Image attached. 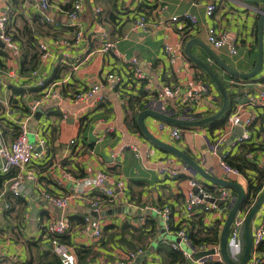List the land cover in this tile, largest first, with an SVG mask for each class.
<instances>
[{
  "label": "crops",
  "instance_id": "crops-1",
  "mask_svg": "<svg viewBox=\"0 0 264 264\" xmlns=\"http://www.w3.org/2000/svg\"><path fill=\"white\" fill-rule=\"evenodd\" d=\"M49 1L52 21L47 22L43 11L35 3L28 0H0V8L10 13L9 30L15 39L12 45H0L3 52L0 53V128L19 125L28 118L30 140L35 144L40 138L47 141L43 148H39L41 156L33 162L37 180L29 184L25 196L14 197L4 191V184L0 185V264H48L54 253L46 222L62 214L71 217L73 222L72 229L61 241L69 244L75 252L81 246H91L95 255L86 259L87 264H118L122 250L130 249L120 239L121 229L128 224L132 231L133 227H141L147 220H155L156 231L142 246L144 252L129 264H162L163 257L158 251L160 241L180 242L183 250L192 253L194 247L190 243L181 241L166 230L159 208L170 206L174 222L187 217L184 213V192L192 187L190 180L202 181L195 177L189 165L172 153L154 146L144 134L130 125L134 110L128 105L127 97L128 91L136 93V89L130 83L133 75L129 71L128 61L136 59L146 75L145 89L149 95L144 109L177 116L174 109L166 110L160 100L163 86L181 84L190 88L194 85L195 75L200 73L203 77L202 97L193 106L198 113L195 116L217 112L222 107L221 93L202 68L194 66L185 52L183 57L179 56L171 63L164 47L169 44L176 48L181 44L185 50L189 40L198 39L206 43L222 61L242 72L251 71L258 59L256 25L258 27L264 0H86V7L79 17L84 38L78 45L65 44V40L72 39L76 34L73 22L67 16L73 0ZM208 2L216 4L212 16L206 14ZM97 7L101 8L99 18L103 26L97 25ZM187 11L198 16L195 27L185 24L183 20L171 21L173 16L181 18ZM141 14H147L151 21L160 22L161 27L151 33L134 29V22ZM210 27L236 35L239 54L234 57L226 48H212L207 40ZM184 36H188L185 43L182 41ZM33 38H37L38 45L46 42L52 55L56 56L39 62L36 69L40 76L48 82L65 79L66 95L99 81L112 71L123 74L124 91L127 92L122 94L105 89L107 97L101 102L60 101L53 98L28 117L32 101L41 92L37 78L32 73L26 75L21 71L23 58L30 56L27 50L31 49L30 40ZM106 38L116 42L117 53L103 54L100 51ZM192 52L207 61L223 81L232 79L230 73L202 45L195 43ZM74 64L77 65L76 69L72 67ZM136 86L140 85L137 83ZM262 88L264 61L260 73L231 87L239 102L246 101L240 94L257 93ZM171 107L176 108L174 101H171ZM246 108L248 114L254 117V122L248 129L247 140L239 146L234 139L243 132L241 126L228 131L222 143L218 139L225 126L183 128L182 141L175 142L168 130L156 132L160 119L148 116L145 122L158 138L186 151L211 174L223 177L225 173L219 166V152L222 149L236 156L244 150L264 146V105H249ZM71 140L75 142L71 143ZM247 156L257 159L258 163L264 162V150L248 152ZM2 164L0 157V176ZM163 169L177 170L185 178L178 182L173 177L163 175ZM100 170H107L110 174V185L124 178L126 189L106 203L99 214L90 205L95 194H90L87 199L73 200L64 210L54 208L41 198L43 190L57 196L69 194L75 186V178L95 175ZM230 177L247 190L246 177ZM215 207L206 213L204 222L208 225L220 224L222 228L223 212L218 206ZM86 215L101 220L106 241L97 243L82 234L81 224L76 220H83ZM161 221L165 234L162 233ZM254 221L255 224L259 223V218ZM126 237L132 240L129 233ZM262 254L264 257V249ZM185 264H192V261L188 260Z\"/></svg>",
  "mask_w": 264,
  "mask_h": 264
},
{
  "label": "built area",
  "instance_id": "built-area-1",
  "mask_svg": "<svg viewBox=\"0 0 264 264\" xmlns=\"http://www.w3.org/2000/svg\"><path fill=\"white\" fill-rule=\"evenodd\" d=\"M30 3L37 4L44 14V19L47 22L52 21L49 14V9L51 8V3L49 0H28ZM86 7V0H73L72 8L67 12V16L72 20L73 25L76 29V34L72 39L65 40V44L78 45L84 38V33L80 29L79 17ZM216 11V4L214 2H208L206 4V14L212 16ZM101 8L97 7L95 13L97 15V21L100 26H103L99 14ZM11 16L8 10L0 8V39L5 43L12 45L15 42L14 36L9 30V22ZM178 20H183L185 24L191 27H195L198 24V16L192 12H185L181 18L180 16H173L171 18L172 22ZM161 27L160 22L151 21L147 14H141L134 22V29L141 30L145 33H151ZM207 40L212 48L219 50L226 48L231 56H237L239 54L238 46L239 39L236 35L230 33L227 30L217 29L216 27H210L207 31ZM40 52V61H47L52 55L51 49L46 42H40L38 45ZM100 51L103 54L109 52L117 53V45L115 41L105 39L103 46ZM165 54L167 55L169 61L174 63L179 56H184V48L181 44L176 48H172L169 44L164 47ZM56 57V56H55ZM54 57V58H55ZM130 73L133 78H136V82L141 84V81H146V75L142 71L139 63L136 59L129 60ZM74 69L77 65L72 66ZM37 80L38 86L41 87V92L37 98H35L30 107L28 117L34 114L40 107L47 101L55 98L60 101L71 100L74 102L78 101H88L101 102L106 100L107 94L104 90H111L115 92H120L119 87L125 83L123 74H119L115 71L108 72L102 79L95 83L87 85L85 88L65 94V79H59L52 82H48L45 78L40 76L39 71L35 69L32 74ZM231 86L239 84L238 80L231 79L228 82ZM146 85V83H145ZM202 87H203V77L200 73L194 77V85L190 88H185L181 84L164 85L160 93V100L163 105L169 109H174L177 117L187 119L189 116L197 119L198 114L193 110V106L202 97ZM121 93V92H120ZM155 95V94H154ZM246 98L245 102H239L236 100L234 110H232L229 120L223 130L219 134V142H223L225 135L228 131L232 132L237 126H241L243 132L238 135L234 140L237 146L243 144L248 138V129L254 122V117L248 114L249 105H264V88L259 90L257 93L246 92V94H240V96ZM241 96V97H242ZM237 98V95H235ZM238 99V98H237ZM128 100V99H127ZM171 101H174L176 108L171 107ZM28 118L20 122L19 133L13 139L7 138L3 134L2 128H0V157L3 159V164L1 168L2 174H10L11 176L4 182V191L11 193L14 197H23L27 193L29 184L37 180V174L33 167V162L41 156V151L39 148H43L47 141L45 138H40L38 143H33L29 137L28 131ZM168 130L170 137L175 142H181L183 139L184 129L181 126L170 124L166 121L160 120L156 124V132L163 133ZM74 143V140L70 141ZM230 154L229 151H222L219 154V166L225 173L226 178L231 179L230 176L245 177L238 168L231 166L226 158ZM259 165L264 168V162L259 163ZM163 175H167L175 178L180 182L181 179L178 178L179 171L172 169L161 170ZM75 186L72 188L71 193L62 196H57L47 190L42 192V200L51 204L54 208L66 209L73 200L76 199H87L90 194H95V197L90 200V205L93 211L99 214L106 203H110L115 199L118 192H122L126 189V180L120 178L116 180L115 185L111 184V176L107 170H100L95 175H85L79 178H75ZM192 187L199 186L200 193L204 197H215L217 200L222 201L227 209L229 210L236 200V192L227 187L214 186L215 192H210L206 189L204 185L199 183V181L190 180ZM188 188L185 190V202H184V213L185 215L191 216L194 212L198 210H205L211 212L213 208H216V204L208 201L205 198H201L199 194L194 192V188ZM264 191V190H263ZM214 193H217L215 196ZM103 199L104 201H100ZM258 198L255 199L254 203L248 209H241L236 214L228 237V247L231 257L235 261H240L244 247H245V237H244V224L246 217L253 208ZM9 207V205H7ZM159 212L163 217L166 230L176 235L181 241L188 242L189 239L184 228H181L176 233L170 230V220L172 218V209L168 205H164L159 208ZM226 215V214H225ZM226 217V216H225ZM222 217V221L224 219ZM256 219L259 218V223L253 224V250L251 258L247 264H263L264 257L260 246L264 244V203L258 211ZM82 234L97 243H100L104 239V227L100 219H96L89 215L84 217L83 223L80 225ZM46 228L50 236V241L52 245L53 253L59 257L60 264H78V259L74 249L70 247L69 244L61 241V237L66 235L72 229V223L69 216L62 214L60 217H51L46 222ZM172 247L175 249H182L180 242H172ZM209 248H215L216 253L212 256L204 257L202 259L195 260L193 252H199L207 250ZM123 255L118 260V264H129L137 258L139 254L144 252L143 249L131 250L123 249ZM184 255L187 260H191L192 264H204L209 258L215 257V259L222 260L220 253V244L216 245H202L198 248H194L192 253H188L183 250Z\"/></svg>",
  "mask_w": 264,
  "mask_h": 264
},
{
  "label": "trees",
  "instance_id": "trees-1",
  "mask_svg": "<svg viewBox=\"0 0 264 264\" xmlns=\"http://www.w3.org/2000/svg\"><path fill=\"white\" fill-rule=\"evenodd\" d=\"M256 35H257V45H259V40H258V27L256 25ZM188 39V36L183 37V43ZM30 45L31 49H28L27 52L30 53V56H26L23 58L21 62V71L23 74H31L38 66L40 62V52L38 50V43H37V38L36 39H31L30 40ZM0 53H3L2 50H0ZM189 59V58H188ZM190 60V59H189ZM258 60V59H257ZM192 62V60H190ZM192 64H194L192 62ZM194 66L198 67L197 65L194 64ZM201 69V68H200ZM203 73L207 76V78L216 86V88L219 90L213 79L203 70ZM230 77L232 79L238 80V81H248L251 78H240L237 76H233L230 74ZM136 78L131 79V84H133L134 89H136V93H133L132 91H128L129 94L125 95L129 101V104L131 109L134 110L131 115V121L130 125L132 128L136 129L137 131L142 132L141 127L138 123L137 117L138 114L144 109L143 105L147 102V97L149 95L148 91L145 89V81H141L140 86H136L138 82L135 80ZM221 79V78H220ZM222 80V79H221ZM223 86L226 88L228 95H229V106L228 109L224 112V114L219 117L218 119H215L208 124L202 125V126H210L212 128H218V127H224L230 117V114L232 110H234L235 107V94L233 89H231V85L223 81ZM120 92L122 94L126 93L127 91L125 90V83L122 84V86L119 87ZM133 95V96H132ZM221 96V101H220V107L223 105V96ZM215 112H206V114H200L198 115V118H203L206 116H209L211 114H214ZM182 128H189V126H183L179 125ZM3 134L7 138L13 139L17 134L19 133V126L16 124H11V126H8V128H2ZM257 149L264 150V146H259ZM256 148H251L244 150L243 152L237 154L236 156H231L230 154L227 156L226 161L233 167H236L240 170V172L246 177L247 182H248V187L246 190V198L241 206V209H248L249 207L252 206L256 198H259V196L262 194L264 190V168H262L258 160L255 158H249L247 156L248 152L251 151H256ZM164 150V149H163ZM166 151V150H164ZM11 175L8 174H2L0 176V185L2 186L4 182L10 177ZM179 179L185 178V175H179ZM206 189L210 192H215L214 187H207ZM217 193H214L213 195L215 196ZM258 200V199H257ZM202 211V212H201ZM208 213V211L205 210H198L191 214V216H187L185 218H182L178 220L177 222L170 220V230L173 232H177L181 228H184L186 230L189 243L194 247L198 248L199 246L202 245H218L221 242V228L220 224H213V225H208L204 222V217ZM199 215V217H195ZM78 218V217H77ZM76 218V219H77ZM71 223L73 222V219H71ZM79 224H82L84 219H77ZM133 227V226H132ZM156 222L155 220H147V223L142 225L141 227H133L131 231L130 225L126 224L122 229V237L120 238L123 245L127 246L131 250H138V249H143V245H145L147 238L152 236L153 232L156 231ZM129 233L130 236H132V240L127 239L126 234ZM176 236V235H175ZM63 237V236H62ZM61 237V239H62ZM177 237V236H176ZM104 241L107 240L103 239ZM174 242V241H173ZM172 242L167 241V242H162L158 244V251L163 257V263L162 264H185L188 262L186 259L183 250L181 249H175L172 247ZM261 250L264 249V244L260 246ZM91 255H95L93 253V248L91 246H81L76 250V256L78 257V260L80 264H87L86 259L88 257H91ZM48 264H60V259L58 256L55 254L52 255L51 260L47 262ZM204 264H225L222 260L220 259H207Z\"/></svg>",
  "mask_w": 264,
  "mask_h": 264
},
{
  "label": "water",
  "instance_id": "water-1",
  "mask_svg": "<svg viewBox=\"0 0 264 264\" xmlns=\"http://www.w3.org/2000/svg\"><path fill=\"white\" fill-rule=\"evenodd\" d=\"M263 36H264V7L261 10V15L258 23V39H259V48H258V60L256 62V65L251 71L248 72H242L233 66L227 64L226 62L222 61L218 56L211 50V48L204 43L201 40L198 39H191L187 42L185 46V54L186 56L192 60V62L197 65L198 67L202 68L208 75L213 79L217 87L219 88V91L221 95L223 96V105L222 107L215 112L214 114H211L209 116L203 117V118H197V119H184L181 117H177L174 115H168L159 111H155L149 108H145L142 110L137 117L138 123L141 127V130L143 134L146 136V138L154 144V146L164 149L173 155H175L177 158L181 159L185 164L189 165L190 168L193 170V173H195V177L198 176V178L202 181V185L205 187H214V186H220V187H227L236 192V200L234 204L231 206V208L228 210L226 205L222 202L217 200L215 197H204L202 193H200V187L194 186V192L199 194L201 198H205L208 201L216 204L221 211L223 212V226L221 228V242H220V253L222 256V261L225 264H247L249 259L251 258L252 250H253V224L254 219L260 210L261 206L264 203V191L259 196L258 200L254 204L253 208L249 212L248 216L246 217L245 224H244V237H245V247L244 251L241 257L240 261H235L229 252L228 247V237H229V231L232 225V222L238 213L239 210H241V206L246 198V189L242 184L239 182L229 179L226 177H220L214 174H211L208 172L205 167L199 163L196 159H194L190 154H188L186 151L178 148L177 146L170 144L166 141H163L162 139L158 138L146 125L145 118L148 116H152L155 118H158L160 120L166 121L173 125H183V126H189V127H197L202 126L205 124H208L209 122L218 119L221 117L224 112L228 109L229 106V95L226 90V88L223 86L222 80L220 77L213 71L210 64L205 61L204 59L197 57L192 52V46L195 43H198L202 45L205 50L208 52V54L218 61V63L231 75L237 76L240 78H252L256 76L258 73L261 72L263 67V61H264V46H263ZM0 45L5 46V43L0 39ZM223 149L219 152L221 154ZM62 210V209H59ZM226 214V215H225ZM62 216V215H60ZM216 253L215 248H209L207 250L199 251V252H193V256L195 260L202 259L204 257L212 256Z\"/></svg>",
  "mask_w": 264,
  "mask_h": 264
},
{
  "label": "rangeland",
  "instance_id": "rangeland-1",
  "mask_svg": "<svg viewBox=\"0 0 264 264\" xmlns=\"http://www.w3.org/2000/svg\"><path fill=\"white\" fill-rule=\"evenodd\" d=\"M152 211H150L149 213H151ZM152 214V213H151ZM163 220V219H162ZM161 229H162V233L163 234H165V229H164V225H163V221H161ZM185 246V245H184ZM188 247L186 246V249H187ZM213 258H215V257H212V258H210V259H213Z\"/></svg>",
  "mask_w": 264,
  "mask_h": 264
}]
</instances>
